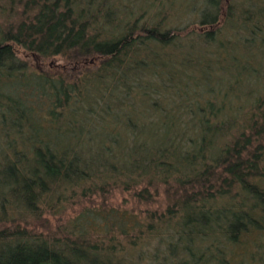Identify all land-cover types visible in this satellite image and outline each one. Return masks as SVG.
<instances>
[{"label":"trees","instance_id":"1","mask_svg":"<svg viewBox=\"0 0 264 264\" xmlns=\"http://www.w3.org/2000/svg\"><path fill=\"white\" fill-rule=\"evenodd\" d=\"M126 3L0 0V264H264V1Z\"/></svg>","mask_w":264,"mask_h":264},{"label":"rangeland","instance_id":"2","mask_svg":"<svg viewBox=\"0 0 264 264\" xmlns=\"http://www.w3.org/2000/svg\"><path fill=\"white\" fill-rule=\"evenodd\" d=\"M206 1L207 0H128L129 3L126 4L130 10H134V7L136 6L140 8V12L145 11V13L142 12L145 19L147 16L151 19L156 17V19L160 20L162 26L168 28H182L191 24H198L201 13L205 9L203 6L206 5ZM143 16L141 17L143 18ZM2 22L3 20L0 16V23ZM194 54L197 56H195L196 59H201L199 53L197 54V52H195ZM258 58L263 59V57L260 56H258ZM49 63L50 65H60L61 61L59 58L54 57ZM158 203L162 207L165 204L161 194L159 195ZM83 205H86L85 209H94L96 211H103L104 213L107 209H112L116 210L118 213L125 212L131 215L138 214V210H133V203L127 194L114 192L106 198L104 203H102L101 198H97V196L92 197L91 201L86 203L82 201L81 204H77L76 201L72 202V200L64 203L62 206L58 207V209L54 210L55 212L51 216H44L49 223L50 230L54 231L55 228H58L67 222L70 223L79 213ZM140 208L143 209V207ZM248 240L249 241H244L237 245L232 250L231 256L234 261H237L242 255L244 249L242 244L245 242H251L253 238H249ZM146 263L148 262L142 261L139 264Z\"/></svg>","mask_w":264,"mask_h":264}]
</instances>
